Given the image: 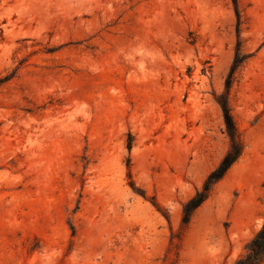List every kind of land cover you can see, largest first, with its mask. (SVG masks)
<instances>
[{"label":"rangeland","instance_id":"374dc122","mask_svg":"<svg viewBox=\"0 0 264 264\" xmlns=\"http://www.w3.org/2000/svg\"><path fill=\"white\" fill-rule=\"evenodd\" d=\"M263 220L264 0H0V264H232Z\"/></svg>","mask_w":264,"mask_h":264},{"label":"trees","instance_id":"16d2710c","mask_svg":"<svg viewBox=\"0 0 264 264\" xmlns=\"http://www.w3.org/2000/svg\"><path fill=\"white\" fill-rule=\"evenodd\" d=\"M241 63L242 59L236 56L226 82L227 88L230 87L232 76ZM218 104L222 111L225 132L229 139L230 147L219 164L208 174L201 188L183 205L182 222L184 224L189 222L193 211L208 198L213 186L224 177L226 172L242 153V143L231 115L228 102L222 97L218 100ZM232 264H264V220L260 229L247 244L246 252Z\"/></svg>","mask_w":264,"mask_h":264}]
</instances>
